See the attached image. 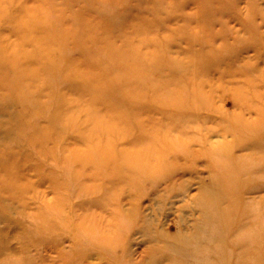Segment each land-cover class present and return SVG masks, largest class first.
I'll use <instances>...</instances> for the list:
<instances>
[{
	"label": "rangeland",
	"instance_id": "1",
	"mask_svg": "<svg viewBox=\"0 0 264 264\" xmlns=\"http://www.w3.org/2000/svg\"><path fill=\"white\" fill-rule=\"evenodd\" d=\"M260 148L264 0H0V264H264Z\"/></svg>",
	"mask_w": 264,
	"mask_h": 264
},
{
	"label": "bare ground",
	"instance_id": "2",
	"mask_svg": "<svg viewBox=\"0 0 264 264\" xmlns=\"http://www.w3.org/2000/svg\"><path fill=\"white\" fill-rule=\"evenodd\" d=\"M260 149H264V148H260ZM1 234V233H0ZM3 237H5L3 234H2Z\"/></svg>",
	"mask_w": 264,
	"mask_h": 264
}]
</instances>
